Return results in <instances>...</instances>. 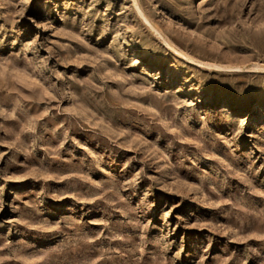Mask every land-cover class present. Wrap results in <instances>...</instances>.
<instances>
[{
    "label": "rangeland",
    "instance_id": "rangeland-1",
    "mask_svg": "<svg viewBox=\"0 0 264 264\" xmlns=\"http://www.w3.org/2000/svg\"><path fill=\"white\" fill-rule=\"evenodd\" d=\"M0 264H264V0H0Z\"/></svg>",
    "mask_w": 264,
    "mask_h": 264
}]
</instances>
